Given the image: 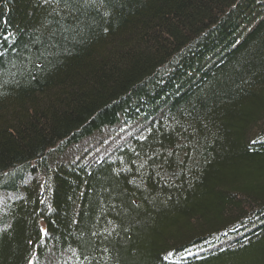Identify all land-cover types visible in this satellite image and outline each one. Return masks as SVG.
Wrapping results in <instances>:
<instances>
[{"label":"trees","instance_id":"trees-1","mask_svg":"<svg viewBox=\"0 0 264 264\" xmlns=\"http://www.w3.org/2000/svg\"><path fill=\"white\" fill-rule=\"evenodd\" d=\"M0 264H264V0H0Z\"/></svg>","mask_w":264,"mask_h":264},{"label":"rangeland","instance_id":"rangeland-1","mask_svg":"<svg viewBox=\"0 0 264 264\" xmlns=\"http://www.w3.org/2000/svg\"><path fill=\"white\" fill-rule=\"evenodd\" d=\"M121 132H124V133H122V137L124 138V137H126L127 134L133 132V129H131V130L129 129V131H127V130H125V128H123V130H122ZM125 132H126L127 134H126ZM109 143H110V144H109ZM109 143L106 142V145H105L104 147L96 146V147H95L96 150L90 155V159H93V158H95V159H97V158L100 159V158L104 157L105 154H106L111 148H113V147H115V146L118 145L119 141H118L117 139H115V140H112V141L109 142Z\"/></svg>","mask_w":264,"mask_h":264},{"label":"bare ground","instance_id":"bare-ground-1","mask_svg":"<svg viewBox=\"0 0 264 264\" xmlns=\"http://www.w3.org/2000/svg\"><path fill=\"white\" fill-rule=\"evenodd\" d=\"M111 149H112V148H111ZM111 149H110V150H111ZM110 150H109V151H110Z\"/></svg>","mask_w":264,"mask_h":264}]
</instances>
